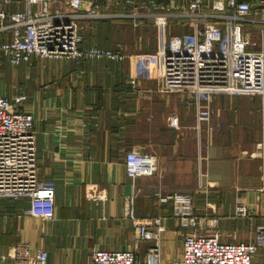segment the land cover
Segmentation results:
<instances>
[{"label":"crops","instance_id":"crops-1","mask_svg":"<svg viewBox=\"0 0 264 264\" xmlns=\"http://www.w3.org/2000/svg\"><path fill=\"white\" fill-rule=\"evenodd\" d=\"M39 6L21 0L10 10ZM185 26L166 28L164 36L154 22L135 26L130 17L113 16L87 23L84 44L114 47L120 42L131 55L157 58L169 32L187 33ZM134 76L143 88L155 85L132 58L80 63L36 58L17 65L5 60L0 94L36 116L39 173L55 182L56 214L34 217L26 213L29 198L0 197V264H16L13 252L20 241L46 249L47 264H92L97 249H133L144 259L154 241L137 240L136 227L156 215L165 226L162 261H179L191 227L173 215L171 201L154 195L155 188L166 186L190 192L195 213L203 218L201 230L217 232L225 241H248L264 227V159L258 148L263 140L250 139L249 132L245 139L238 137L239 127L258 126L260 111L264 123V99L246 97L252 106L241 119L246 98L217 95L212 122L202 125L191 107L177 111L184 99L180 94L135 93ZM18 96L24 99L18 102ZM172 110L181 115L179 127L167 123ZM130 149L155 154L157 173L130 179L124 164ZM91 184L99 192L96 199L86 194ZM239 205L246 206V214L237 212ZM253 264H264V251L255 254Z\"/></svg>","mask_w":264,"mask_h":264},{"label":"built area","instance_id":"built-area-1","mask_svg":"<svg viewBox=\"0 0 264 264\" xmlns=\"http://www.w3.org/2000/svg\"><path fill=\"white\" fill-rule=\"evenodd\" d=\"M20 1L0 0V79L5 60L17 65L36 58L78 63L87 58H132L143 67V77L155 83L146 89L134 76V92L193 99L198 124L209 122L216 113L212 102L217 95L264 99V28L260 35L248 29L264 23V0H25L40 6L11 11L10 5ZM113 16L130 17L135 26L154 22L164 36L170 27L187 25L190 31L169 32L157 58L143 52L131 55L120 42L114 47L84 44L87 23ZM23 99L18 96L16 101ZM35 120L33 112L16 107L0 94V197L29 198L26 213L50 219L56 214V186L39 173ZM166 120L172 127L180 125V115L173 110ZM261 155L264 159V148ZM124 159L133 181L157 173L158 158L153 153L130 149ZM261 177L264 184V174ZM98 193L95 184L86 191L93 199ZM154 195L171 201L173 215L191 227L183 238L182 259L162 261L165 226L163 217L156 215L142 219L136 227L137 240L154 241L144 259L133 249H97L92 264H253L255 254L264 251V227L248 241H225L217 232L201 230L203 218L195 213L190 192L164 187L155 188ZM237 212L246 214V206L239 205ZM13 256L16 264L48 263V251L27 241L16 244Z\"/></svg>","mask_w":264,"mask_h":264},{"label":"rangeland","instance_id":"rangeland-1","mask_svg":"<svg viewBox=\"0 0 264 264\" xmlns=\"http://www.w3.org/2000/svg\"><path fill=\"white\" fill-rule=\"evenodd\" d=\"M259 25H257V27H253L252 25H250L249 26V28L248 29H254V31H256L257 30V35H260V33H261V30L264 28V23H258ZM130 25V24H129ZM131 26V25H130ZM123 27V30H124V28H126V26H122ZM184 27H186L185 25H184ZM127 29V28H126ZM125 29V30H126ZM255 34V33H254ZM169 38V35L167 36V39ZM170 96H172V95H170ZM225 96H243V98H246V97H251V96H254V98H260L259 96H255V95H249V94H225ZM190 100H193V99H188V98H185V96H184V99H183V101L181 102H178L177 104L178 105H180V109L179 110H177V111H181V112H184V111H187L188 110V108H190L191 107V110L192 111H196V107H195V102H194V100H193V102H191ZM246 101H244L243 103L241 102V105H240V108H241V111H240V114H241V116H240V118L241 119H245V118H243V115L242 114H244V113H246V114H248V111H247V109H248V107L249 106H252V105H249V101L247 100V98L245 99ZM258 100L259 99H256L255 101V103L254 104H259L258 103ZM244 103H246V105L247 106H245L244 105ZM252 104V103H251ZM256 106V105H255ZM261 107H262V105H261ZM172 109H175V107H173ZM176 110V109H175ZM180 112V113H181ZM263 111H260V117H259V119H260V121H258L257 122V125L258 126H256V127H251V128H248V127H239V129H238V131H240V133H241V136L239 135L238 137L239 138H243V139H245V138H247V135H246V132H249V134H248V137L250 138V139H255V138H258L259 139V141H262L263 140V142H261L262 143V145H261V149H263L264 148V123H263V113H262ZM180 119L182 120V118H181V115H180ZM212 119H213V117L211 118V120H210V122H212ZM202 125H206L205 123H203ZM238 128V127H237ZM247 143H249V142H247ZM255 145V144H254ZM246 146H248V144H246ZM259 148V147H258ZM260 149V148H259ZM262 152V151H261ZM261 152L260 153H258V154H261ZM256 155V154H255ZM167 188H174V189H176V188H178V186H166Z\"/></svg>","mask_w":264,"mask_h":264},{"label":"bare ground","instance_id":"bare-ground-1","mask_svg":"<svg viewBox=\"0 0 264 264\" xmlns=\"http://www.w3.org/2000/svg\"><path fill=\"white\" fill-rule=\"evenodd\" d=\"M261 145H262V143H260V144L258 145V147H261Z\"/></svg>","mask_w":264,"mask_h":264}]
</instances>
